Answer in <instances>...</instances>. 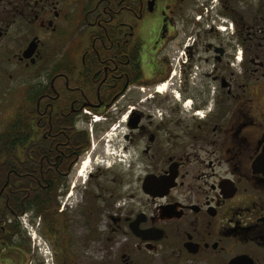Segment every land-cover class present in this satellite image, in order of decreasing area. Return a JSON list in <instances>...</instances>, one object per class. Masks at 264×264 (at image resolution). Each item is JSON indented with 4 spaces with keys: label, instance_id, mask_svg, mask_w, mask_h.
Segmentation results:
<instances>
[{
    "label": "flooded vegetation",
    "instance_id": "flooded-vegetation-1",
    "mask_svg": "<svg viewBox=\"0 0 264 264\" xmlns=\"http://www.w3.org/2000/svg\"><path fill=\"white\" fill-rule=\"evenodd\" d=\"M0 115V264H264V0H0Z\"/></svg>",
    "mask_w": 264,
    "mask_h": 264
},
{
    "label": "trees",
    "instance_id": "trees-1",
    "mask_svg": "<svg viewBox=\"0 0 264 264\" xmlns=\"http://www.w3.org/2000/svg\"><path fill=\"white\" fill-rule=\"evenodd\" d=\"M5 139L4 137H1V140ZM7 142V141H5ZM5 143H1L0 149L1 157H5L6 159L0 160V164L3 166L0 167V169L3 171V174L0 175V187L3 186L7 182L6 172L9 169L10 159H8V155H10V143L5 146ZM3 148V150H2ZM39 178L33 179V178H27V177H20L15 175L14 173H10L9 181L7 185L13 186L14 190L21 187H26L30 189V191L27 190H21L17 189L18 193H21V195L27 196L25 197V203H28L32 206L36 212H41L45 210L44 217L45 219L52 218V221H48V225L51 226V228L55 227V219L56 215L52 213L51 215L48 214L49 211L54 210V207H57V193L56 192H44V190L39 186ZM22 191V192H19ZM20 195V196H21ZM16 194V199L21 198ZM16 204L19 205L18 200L16 201ZM34 206V207H33ZM21 209V205L18 206V210ZM55 211V210H54Z\"/></svg>",
    "mask_w": 264,
    "mask_h": 264
},
{
    "label": "rangeland",
    "instance_id": "rangeland-1",
    "mask_svg": "<svg viewBox=\"0 0 264 264\" xmlns=\"http://www.w3.org/2000/svg\"><path fill=\"white\" fill-rule=\"evenodd\" d=\"M1 121H4V115H0V122ZM125 179H128V178H125ZM131 179L135 180L136 178L134 177V178H131ZM80 183H82V182H80ZM77 184L78 183H76V185ZM134 187H136L135 181H134ZM74 192H75V190H74ZM130 192H132L133 195H134L132 198L130 197L131 196ZM143 199H145V197L143 196V194L141 192V189H134L133 191H128V193L126 194V197L125 198L124 197L121 198L119 201H120L121 205H124L123 204L124 202L125 203L132 202L135 205L136 204L139 205V201L143 200ZM93 200H94V202H96V206L99 209V210H97L99 213H97V211H96V214H98V215H96L97 216L96 219L97 220H101V223H105L106 220H107V216H106L107 215V213H106L107 211L104 208V205H103L104 202H102L101 200H98L97 197H94ZM70 213H72V212H69V214ZM105 213H106V215H105ZM27 215H28L27 218L29 219L30 213L27 212ZM68 217H69V219L74 218V223L70 226V229H69V232H68L71 249H73L75 245H78V243L81 242L84 239V235L82 233H85V231H83L82 227L79 226V224H77V219H76L75 216H72V214H70ZM78 217L82 220V218L80 216H78ZM27 218H26V222L28 224H30V225L33 224L31 222L32 220L29 219V222H30L29 223ZM37 222L40 223L39 218L37 219ZM24 225H25V227H24L25 229L24 230L27 231V233H30L31 235H33L32 232H30L29 230L26 229L27 224L24 223ZM35 225H37V223ZM28 228H30V227H28ZM30 238H32V237L30 236ZM42 238L44 239V237H42ZM45 241H46L48 247L50 248V251L53 252L54 259H55L57 253L55 254V251L52 250V248L50 246L51 244H50V242H49V240L47 238L45 239ZM87 252L88 253L86 255H83L81 252H78L79 253V259L82 260V261H85V264H112L113 258L111 256L106 255V254L104 255L103 251H100V253L102 252L101 255H102L103 258H99V259H98V255L96 253H93L91 251H87ZM130 252L132 253V251H130ZM148 255H151V254H148ZM44 258L47 259L46 257H44ZM134 258H135L134 259L135 260V264H139V261H138V259H136L135 255H134ZM36 259H38V260L41 259L40 254H36ZM45 259H44V261H45ZM150 264H155L153 257L150 258Z\"/></svg>",
    "mask_w": 264,
    "mask_h": 264
},
{
    "label": "water",
    "instance_id": "water-1",
    "mask_svg": "<svg viewBox=\"0 0 264 264\" xmlns=\"http://www.w3.org/2000/svg\"><path fill=\"white\" fill-rule=\"evenodd\" d=\"M143 188H144V191L145 193H148V194H153V188H155V178L154 177H146L144 183H143Z\"/></svg>",
    "mask_w": 264,
    "mask_h": 264
},
{
    "label": "bare ground",
    "instance_id": "bare-ground-1",
    "mask_svg": "<svg viewBox=\"0 0 264 264\" xmlns=\"http://www.w3.org/2000/svg\"><path fill=\"white\" fill-rule=\"evenodd\" d=\"M86 165H87V163H84V165H83V166H85V168H86Z\"/></svg>",
    "mask_w": 264,
    "mask_h": 264
}]
</instances>
